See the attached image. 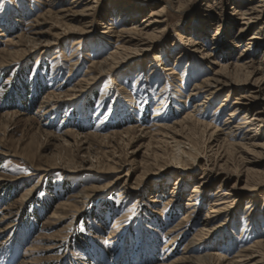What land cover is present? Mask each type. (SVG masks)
<instances>
[{
	"label": "rangeland",
	"instance_id": "1",
	"mask_svg": "<svg viewBox=\"0 0 264 264\" xmlns=\"http://www.w3.org/2000/svg\"><path fill=\"white\" fill-rule=\"evenodd\" d=\"M131 2L0 0V264H171L200 230L192 253L264 264V0H171L156 24L167 0ZM146 23L199 43L151 67L166 43L119 30ZM239 60L250 80L197 87Z\"/></svg>",
	"mask_w": 264,
	"mask_h": 264
},
{
	"label": "bare ground",
	"instance_id": "2",
	"mask_svg": "<svg viewBox=\"0 0 264 264\" xmlns=\"http://www.w3.org/2000/svg\"><path fill=\"white\" fill-rule=\"evenodd\" d=\"M135 0H133V2H131L130 6L128 8H132V5ZM181 1L182 0H177V4L179 7H182L183 4H181ZM169 6H172L173 2H171V0H167V2L163 3V5L161 6V8L157 11H151L149 14H148V18H153V19H149L148 21H150V24L154 23H159V22H167L168 21V16L165 12V9L166 7ZM182 5V6H181ZM251 9H253V7H251ZM131 10V9H130ZM138 9L134 8L132 9L131 11H136ZM244 12H242L243 14H249L250 12H247V9H243ZM131 13V12H130ZM155 15H158V17H156ZM252 16L251 14L248 15L247 17V21L245 22L246 24H249V23H252L253 20H252ZM145 22H148L147 19H144ZM143 20V21H144ZM149 23H146L142 29H137V28H134V27H125V28H121L119 29L120 30V33L123 34V33H128V35H132L131 38H128L126 41H132V40H135L134 36L135 35H138L141 37L140 41H146L145 43L147 44V46L149 47H154L156 44L158 43H162V44H165L162 46V50L161 52L158 54V55H155L154 59L151 60V67L152 66H158V64H163V60H164V57L166 55H169V54H173V53H176L178 54L179 50H180V45L183 44V37H179V36H176L174 38V40L172 42H160V37H161V33L164 31V29L166 28V26H163L162 28L159 29V26H156L154 28V30H152L151 32L148 31V26L147 25H150ZM158 29V30H157ZM245 29L244 28H241V31H243ZM158 32V33H157ZM179 32V31H177ZM176 33V32H175ZM174 33V35H175ZM177 34V33H176ZM178 35V34H177ZM257 36L256 35H252L250 37L251 38H256ZM125 39V38H123ZM125 41V42H126ZM78 43V42H76ZM169 43V44H168ZM186 44L189 43L190 45H195V43H199L197 40H195L193 37H188V39L186 40L185 42ZM184 45V44H183ZM128 48V47H127ZM246 50V48L244 49ZM202 49H198V52H201ZM182 54V51L180 52ZM180 54V55H181ZM206 54V53H204ZM115 56V54H112ZM122 56V54H121ZM125 59H129L130 57V54H125ZM123 57V56H122ZM117 58V57H115ZM134 61V60H133ZM107 66L106 63H99V69L101 71H105V67ZM230 66H232V68L234 69L233 71H235V74L233 75H226L225 72L227 71L228 68H231ZM167 70L169 69H173V67L171 66H168L166 67ZM107 71V70H106ZM108 71H111L108 70ZM152 71V69H151ZM245 71V72H244ZM252 70L250 69V66L246 63H242V60H239L238 62H234L233 65H230V64H227L226 67L222 66V70L218 71L216 73L215 76H213L212 78H204L200 83L197 84V87L198 88H202V87H207L208 89H206V91H208V94H212L214 91H216L217 89H220L226 85H231L232 87L237 84V83H240V82H245V81H248L250 80L251 76H252ZM242 74L244 75V77H242ZM232 76V77H231ZM92 79H95V78H92ZM110 79L113 81V77L110 76ZM84 80V79H83ZM86 80V79H85ZM110 84H114V83H110ZM71 95V94H70ZM229 95V94H227ZM236 109H234L235 111ZM233 112V111H232ZM264 116V115H263ZM130 129V128H129ZM129 130H125V132H128ZM124 133V132H123ZM211 136H214V131L212 132ZM174 141V140H173ZM175 143L173 144L172 148H171V152L169 153L170 155V161L171 163L177 165V166H182L183 168L189 166L190 168H195L197 167V153L193 150V149H187L186 147H184V144L182 141L180 140H175L174 141ZM176 146V148H174ZM192 146L194 147H197L196 145L192 144ZM191 147V146H190ZM199 149V148H198ZM32 189L27 190L23 196H22V199L25 200L26 198H28L29 194L31 193ZM194 191H197V189H195ZM79 193V192H78ZM229 192L228 191H225L223 193V195H227ZM80 197H87L89 196V193L87 192V189H83L82 191H80L79 193ZM85 195V196H84ZM226 199H223V202H225ZM219 204V203H216V205ZM216 205H211L210 206V209L212 210V212H216L218 213L219 211L222 210V208L224 207H227V205H224L222 207H218ZM222 223V222H221ZM203 226H207L206 224L203 225ZM219 225L215 227V229H219ZM203 230H200V234H202ZM197 235L195 236L194 238H192L191 240H189V244L187 245V250H186V253L183 255V257L181 259H179L178 261L174 260L173 262H171V264H176L177 262H186V264H215L214 262V255L211 254V253H192L195 251V248L200 246V244H202L204 242V239L203 238H200L201 236ZM204 234V233H203ZM206 234H209L208 232ZM198 238V239H197ZM188 243V242H187ZM204 244V243H203ZM260 242H258L255 246L259 247L260 246ZM250 250V248H244L241 250V252H245L243 254L240 255V257L242 258L243 256H248L250 254V252L248 251ZM262 249L260 248V251ZM214 258V259H213ZM185 264V263H184ZM218 264V263H217Z\"/></svg>",
	"mask_w": 264,
	"mask_h": 264
}]
</instances>
